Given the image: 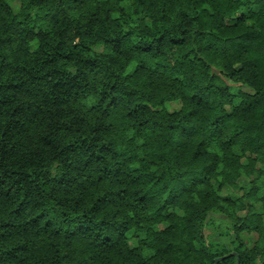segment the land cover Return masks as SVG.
Instances as JSON below:
<instances>
[{
  "label": "trees",
  "instance_id": "1",
  "mask_svg": "<svg viewBox=\"0 0 264 264\" xmlns=\"http://www.w3.org/2000/svg\"><path fill=\"white\" fill-rule=\"evenodd\" d=\"M0 264H264V0H0Z\"/></svg>",
  "mask_w": 264,
  "mask_h": 264
},
{
  "label": "rangeland",
  "instance_id": "2",
  "mask_svg": "<svg viewBox=\"0 0 264 264\" xmlns=\"http://www.w3.org/2000/svg\"><path fill=\"white\" fill-rule=\"evenodd\" d=\"M177 105L178 104L175 101H172V102L167 103V107L169 109H174L175 107H177Z\"/></svg>",
  "mask_w": 264,
  "mask_h": 264
},
{
  "label": "water",
  "instance_id": "3",
  "mask_svg": "<svg viewBox=\"0 0 264 264\" xmlns=\"http://www.w3.org/2000/svg\"><path fill=\"white\" fill-rule=\"evenodd\" d=\"M218 261V258H215V263Z\"/></svg>",
  "mask_w": 264,
  "mask_h": 264
}]
</instances>
